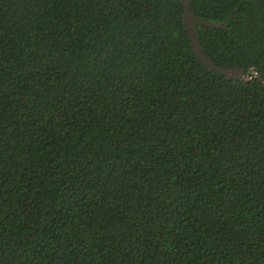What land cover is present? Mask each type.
<instances>
[{
  "label": "trees",
  "instance_id": "1",
  "mask_svg": "<svg viewBox=\"0 0 264 264\" xmlns=\"http://www.w3.org/2000/svg\"><path fill=\"white\" fill-rule=\"evenodd\" d=\"M190 1L264 78V0ZM0 264H264V83L182 0H0Z\"/></svg>",
  "mask_w": 264,
  "mask_h": 264
},
{
  "label": "water",
  "instance_id": "2",
  "mask_svg": "<svg viewBox=\"0 0 264 264\" xmlns=\"http://www.w3.org/2000/svg\"><path fill=\"white\" fill-rule=\"evenodd\" d=\"M184 4V20H185V26L188 31V34L191 39V43L193 46L194 51L196 52L197 56L200 58L203 64H205L207 67L214 69L222 74H224L228 79H245L249 80L254 77H258L263 83L264 78L260 75V73L257 71L255 67L245 70L244 68H223L219 65H217L215 62H213L204 52L200 39L198 36V31L196 28L195 23L199 22L204 25L214 27V28H223L226 26V23L228 19L222 21V22H214L205 20L202 17L196 15L192 11L191 7V1L190 0H182Z\"/></svg>",
  "mask_w": 264,
  "mask_h": 264
}]
</instances>
